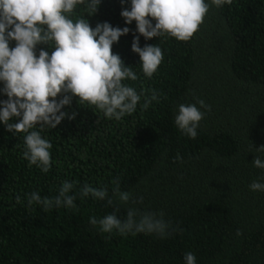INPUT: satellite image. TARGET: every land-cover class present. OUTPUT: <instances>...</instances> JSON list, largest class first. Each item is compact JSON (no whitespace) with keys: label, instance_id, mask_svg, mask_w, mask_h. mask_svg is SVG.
Returning <instances> with one entry per match:
<instances>
[{"label":"trees","instance_id":"trees-1","mask_svg":"<svg viewBox=\"0 0 264 264\" xmlns=\"http://www.w3.org/2000/svg\"><path fill=\"white\" fill-rule=\"evenodd\" d=\"M130 6V0H101L95 14L86 16L78 5L70 18L85 16L92 28L128 27L112 52L138 79L123 83L138 94L155 90L157 100L144 109L142 96L135 112L116 120L74 96L61 109L76 112L74 119L33 129L52 144L46 173L23 158L26 134L0 122V264H185L188 252L196 264H264V191L249 187L264 183V169L252 163L256 156L264 161L257 151L264 145V0L210 6L188 41L141 35V48L155 44L163 52L151 78L131 48L136 22L128 25L120 14ZM15 44L9 41L10 48ZM41 48L54 50L40 44L37 55ZM6 99L0 91V101ZM181 104L204 113L195 138L175 125ZM65 181L74 184L75 208L28 204L33 192L56 196ZM115 181L131 194L128 204L79 195L87 184L106 187L112 197ZM130 207L163 212L171 235L103 233L90 223L111 213L124 220Z\"/></svg>","mask_w":264,"mask_h":264},{"label":"clouds","instance_id":"clouds-1","mask_svg":"<svg viewBox=\"0 0 264 264\" xmlns=\"http://www.w3.org/2000/svg\"><path fill=\"white\" fill-rule=\"evenodd\" d=\"M120 2L123 5L126 0ZM130 2V10L123 8L120 14L126 24L136 22L135 32L139 35L134 34L131 48L139 54L143 74L151 78L163 60V52L155 44L141 48V35L145 40L167 35L188 41L199 30L210 6L231 5L233 0H211V5L205 0ZM100 3L101 0H0V81L4 83L0 91L7 95L6 100L0 101L3 105L0 107V122L13 134H26L23 158L27 159L29 166L36 165L45 173L51 167L49 149L52 144L42 138L41 131L33 129L37 125L41 130L44 126L53 129L65 117L74 119L76 112L69 115L61 111L64 106L71 105L74 96L79 98L80 105L87 103L102 111L107 118L116 120L135 112L142 96L144 109L158 98L155 90L151 96L144 92L138 94L133 87L123 83L126 79H138L119 54L112 52L113 43L129 33L128 27H113L103 22L92 28L85 16L75 22L70 18L78 5L84 6L86 16H90L98 11ZM11 40L16 42L15 47H9ZM40 44L49 45L54 50L49 54L41 48L37 55L36 48ZM62 93V98L57 100ZM198 103L201 107H208L203 100ZM203 117L204 113L195 104H181L175 125L183 134L195 138ZM14 118L18 121L10 123ZM257 151L264 152V145ZM252 163L254 167L264 169V161L259 156ZM115 183L117 187L113 189L112 197L108 196L106 187L98 189L87 184L80 189L79 195L81 199L89 195L97 200L107 199L109 205L116 201L128 204L131 194L121 192L119 181ZM249 187L252 191H264V183L257 181ZM73 188V183L65 181L56 196L43 199L33 192L28 204L35 202L45 210L61 206L75 208L76 196L69 194ZM16 201L20 202L19 196ZM163 215V212H141L130 207L124 220L111 213L99 221L90 218V223H98L103 233H111L115 229L122 235L144 233L164 238L171 235V231ZM240 234L237 230V235ZM184 260L185 264H196V257L191 252L185 253Z\"/></svg>","mask_w":264,"mask_h":264}]
</instances>
